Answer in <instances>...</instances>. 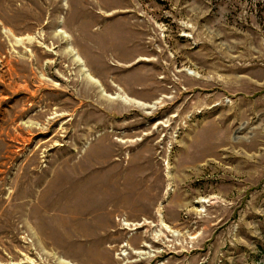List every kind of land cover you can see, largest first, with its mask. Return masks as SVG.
<instances>
[{"label":"rangeland","instance_id":"1","mask_svg":"<svg viewBox=\"0 0 264 264\" xmlns=\"http://www.w3.org/2000/svg\"><path fill=\"white\" fill-rule=\"evenodd\" d=\"M0 264H264V0H0Z\"/></svg>","mask_w":264,"mask_h":264},{"label":"bare ground","instance_id":"2","mask_svg":"<svg viewBox=\"0 0 264 264\" xmlns=\"http://www.w3.org/2000/svg\"><path fill=\"white\" fill-rule=\"evenodd\" d=\"M109 98H111V97H109ZM112 98H113V97H112ZM112 98H111V99H112ZM118 98H119V97H118ZM118 98H115V99H118ZM125 99H126V98H125ZM122 100H123V99H122ZM127 101H128V100H127Z\"/></svg>","mask_w":264,"mask_h":264}]
</instances>
